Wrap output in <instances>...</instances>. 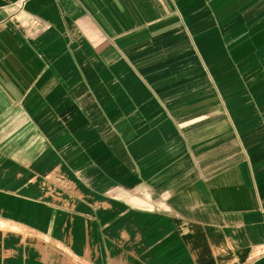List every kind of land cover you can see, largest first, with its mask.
I'll return each mask as SVG.
<instances>
[{
	"label": "crops",
	"instance_id": "0c3cea01",
	"mask_svg": "<svg viewBox=\"0 0 264 264\" xmlns=\"http://www.w3.org/2000/svg\"><path fill=\"white\" fill-rule=\"evenodd\" d=\"M0 264H264V0H0Z\"/></svg>",
	"mask_w": 264,
	"mask_h": 264
}]
</instances>
